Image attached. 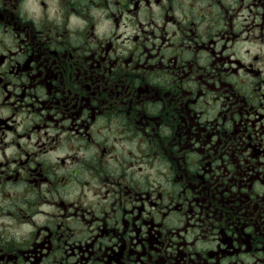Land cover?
<instances>
[{
	"label": "flooded vegetation",
	"instance_id": "flooded-vegetation-1",
	"mask_svg": "<svg viewBox=\"0 0 264 264\" xmlns=\"http://www.w3.org/2000/svg\"><path fill=\"white\" fill-rule=\"evenodd\" d=\"M0 264H264V0H0Z\"/></svg>",
	"mask_w": 264,
	"mask_h": 264
}]
</instances>
